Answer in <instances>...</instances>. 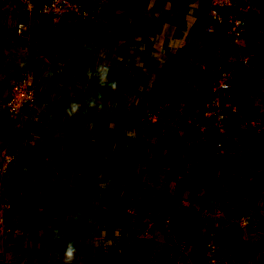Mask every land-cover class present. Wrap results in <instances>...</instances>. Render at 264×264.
Here are the masks:
<instances>
[{"label":"rangeland","instance_id":"obj_1","mask_svg":"<svg viewBox=\"0 0 264 264\" xmlns=\"http://www.w3.org/2000/svg\"><path fill=\"white\" fill-rule=\"evenodd\" d=\"M186 3L158 0L157 10L172 7L168 18L162 16L164 22L151 35L137 36L142 41L135 46L127 29L103 40L100 29L93 30V18L68 19L62 30L51 24L45 35L35 36L34 64L20 49L22 41L15 44L17 50L9 41L5 45L16 66L7 74L16 76L38 65L37 87L43 97L47 91H72L67 97L78 100L61 104L56 98L58 108L46 109L45 103L43 115L31 125L26 119L15 122L31 128L33 135L24 153L14 149L10 171L0 177V202L12 203L6 213L12 231L5 241L0 236V264L16 259L22 264H63L69 241L77 249L73 264H212L206 254L218 237L226 241H217L215 253L227 264H249V243L244 241H249L250 215L243 203L249 201L253 142H259L253 154H264V57L251 50L249 26L238 37L212 36L192 43L191 52L178 46L176 36H186L185 20L195 17V12L180 10ZM1 7L14 27L26 15L21 0H0ZM197 12L204 16L201 8ZM254 12L264 14L259 4ZM263 37L256 45L264 46ZM103 42L107 46L102 50L113 51L118 61L112 71L107 57L101 58ZM125 43L130 44L126 50ZM208 44L217 55L206 62L195 53L201 55ZM221 72L223 83L231 84L217 91ZM218 93L229 103L224 132L201 133L198 121L205 102ZM38 102L22 117L41 111ZM216 142L222 145L219 154H214ZM30 163L36 173H30ZM222 176L223 183L238 187L239 194L229 202L225 189L214 195V185H209ZM57 229L54 244L59 249L53 252L49 246ZM135 237L151 240L142 247L141 261L131 256ZM229 243L232 253L225 248Z\"/></svg>","mask_w":264,"mask_h":264},{"label":"crops","instance_id":"obj_2","mask_svg":"<svg viewBox=\"0 0 264 264\" xmlns=\"http://www.w3.org/2000/svg\"><path fill=\"white\" fill-rule=\"evenodd\" d=\"M82 1L89 4L90 7L96 8L95 10H97L96 11L97 15L93 17L91 21L93 23L91 25L93 26V30L95 31H97V29H100V31L104 34L103 40L105 41L106 39L110 40L111 37H113V35L122 33L127 29L129 32L128 40L131 41V39H133L134 46L138 43V41L139 43L142 41V40H139L142 38L137 37V36H140L141 33H144V35H151L152 33H154L155 31L154 29L158 28L161 25V23L164 22L162 19V16L164 17V19H167L168 14L166 12L168 10L171 11L172 9L171 7L169 9L165 8V11L157 10V7H160L158 5V0H145V3H142V1L144 0H82ZM257 4L261 5V8L263 9V13H264V0H255L253 3V7L250 11L251 16H250V21H249V44L252 45V46L250 45L251 50L255 51V55H260L261 57H264V46L256 45L260 41L259 36L264 34V14L261 17H258V15H254V14H257L256 12H254V6ZM205 6H206V0H194V2L193 0H187V3L182 5V7L180 8V10L185 13L195 12V17L193 16L192 20L190 18L188 19V21L185 20L186 36L185 35L182 37L176 36V43H179L177 45L178 46L180 45V47L183 46L184 50L188 49L187 50L188 52H191L190 46L192 43L196 44L197 42L206 41V40H209V38H212V36L208 34H207L208 35L207 37L204 31V22H203L204 16H202L203 14L201 15V13L197 12L198 9L201 8L204 13ZM6 12H7V9H6ZM6 12L1 7L0 14H1L2 20L0 19V26H2L1 24H4L5 26L4 28L3 27L0 28V115L1 116L5 115V118L3 119V117H0V120H3L2 122H5V125H3L0 122V147L4 145H9V146L11 145L13 147V148L11 147L12 150L14 151L15 149L18 155H20L21 153H24L26 151V147L28 146V142L30 140V137L33 135V132H31V128H29L28 130L23 129L19 127V125H17L15 122L20 121V124H21L24 121V119H26V123L31 125L32 122L38 119L37 117L38 114L43 115L44 110L42 109L45 103H47L46 109L50 107L54 109V108H58L57 104L59 103L57 100H55L56 98H60V103L63 104L66 101L70 103H72L73 101L77 102L78 97L76 95L67 97L66 94L68 93L72 94V91H69L68 93H65L64 91H59V92L51 91L50 93V91H47L48 95L43 97V95H41L42 92L39 91V86L37 87V84H36V88H37L36 101L39 99L38 109H40L41 111H37L36 114H32L29 117H20L17 121H15L14 118H12V116L7 113V111L4 108V101L6 100V97H7L8 79L11 77V74H7L6 71L13 70L11 69V67L15 68L16 66L14 65L13 59L11 58L12 54L8 51L7 48H5V45L7 46L8 41H9L10 45H13L17 50L16 45L20 44V41H22L19 47L20 49L24 51L25 56H28L25 58L26 59L28 58L27 60H29V62H32L33 64L35 63L33 57L35 55L37 57L38 54L37 52H34L35 50L34 43L37 44L34 39H32V43L29 46L30 48H27V43L29 42V40H25L24 38L15 35L14 24L11 25L12 23L9 21V14H7ZM164 13H165V16H164ZM3 15H5L7 19L3 20ZM69 19H76V16L71 15ZM40 21L38 20V17L32 15L31 23H32L33 28H35L34 38L35 36L36 37L40 36L37 32L38 28L43 25V23L40 24ZM50 22L53 25L57 26L59 30L64 29L67 23V22H63V23L58 24L52 21ZM87 22H90V21L87 20ZM44 32H45L44 29L40 30L41 34H43ZM115 32H118V33H115ZM131 33H133V37H131ZM61 38H64V36H61ZM150 39L154 40L155 38H150ZM109 40H107V43L109 42ZM262 40L263 42L261 44L264 45V37ZM124 41H126V39ZM100 45H102L101 53H100L101 58L107 57V60H109L110 62V67L113 69L115 64L118 63L117 59L116 58L114 59V55H113L114 52L109 50L107 53H105L107 50L103 49L105 50L104 52L102 48L106 47L107 44L103 42ZM124 46L126 50V47L130 46V44L125 43ZM213 46H214L213 44H208L206 46H203L204 48L201 49V55H199V53L196 52L195 56L199 57L202 60L207 59L206 62H209L210 60L209 58H212L214 52L217 55V52L215 51ZM224 49L225 48H223L221 52H223ZM8 58H11V59L8 61ZM26 59L23 60L22 62L24 63ZM206 62L205 64H207ZM121 63L122 62H120V64ZM200 63L202 64V66H204V61L203 62L200 61ZM17 68H19V66ZM38 70H39V67L38 65H36V68L33 70L34 75L35 73H37ZM262 70H264V68ZM252 71L255 73L258 72V71H255V69H252ZM263 72H262V75H263ZM35 83H37V75H35ZM120 91L124 92L123 90H120ZM53 92H54V95H53ZM69 115H71V113H69ZM54 116L58 117V114H55ZM61 117L62 119H64L67 117V115L64 112H62ZM4 126L6 127L5 132L3 130ZM84 131H87V130L85 129ZM260 135H264V133ZM258 144L259 142L258 143L253 142L252 149L249 148V201H246L243 203L245 208L247 205H249V210L247 211L246 214L250 215L249 228H248L249 241L248 240L244 241L245 244L249 243V250L247 254V257L249 258V264H264V154L257 153V152L256 154H253L254 149H257ZM137 164L138 163H135V167L137 166ZM122 165L124 168L125 164H122ZM149 166L151 167L152 165H149ZM29 167L32 170L30 173H36V171H34L36 170L35 169L36 167H34L32 163L29 164ZM148 168L149 167L147 165L144 166V169H148ZM218 169H221L220 164H216L214 167V170H218ZM148 172H150V170H148ZM220 172L221 171H219V173ZM26 174H29V173H25V175ZM124 174L125 173H123V175ZM120 175L121 173H117V174L115 173L116 177H119ZM223 178L224 176H222L221 179H219L218 181L219 183L214 178V181L212 183H209V185L211 184L214 185V191H215L214 195H216L217 190L219 188L225 189V192L229 194L228 196L226 194V196L228 197L227 201L229 202L232 199H235V197L239 194L238 187H235L233 183H228V184L223 183L222 182ZM29 180L31 181V179ZM201 183L206 184L205 180H203ZM8 212H9V209H7V213ZM230 243L225 248H226V251H229L230 253H232L233 250L231 252ZM49 248L51 249V251L54 252L55 249L51 248V245L49 246ZM57 248L59 249V247ZM16 260L17 261H15L14 264H19V263L22 264L21 263L22 261L20 259H16ZM51 264H53V262Z\"/></svg>","mask_w":264,"mask_h":264},{"label":"built area","instance_id":"obj_3","mask_svg":"<svg viewBox=\"0 0 264 264\" xmlns=\"http://www.w3.org/2000/svg\"><path fill=\"white\" fill-rule=\"evenodd\" d=\"M255 0H206L204 11L205 32L212 36L222 37L224 35L238 37L243 34L249 26L250 13ZM26 10H36L39 14H47L55 21H65L69 16H91L90 9L79 0H48L39 4L33 3L31 0H24ZM17 35L32 39L33 31L24 19H19L15 25ZM37 43V42H36ZM31 44V43H30ZM34 43V48H37ZM28 68V67H27ZM21 71L16 76L8 79V92L4 101V108L10 114L16 115L26 106L32 107L36 98L35 75L33 71L28 69ZM224 73L221 72L218 77L217 91L230 87V84L223 83ZM228 100L220 97L219 93L216 97L205 102L202 118L198 121L199 131L201 133L221 134L226 126V114L224 107H228ZM221 143L216 142L214 154L222 152ZM15 159V154L10 147H0V177L6 175L10 171V167ZM9 204L0 202V236L2 241L12 231L10 226L6 224L7 218L5 211ZM215 208L220 209V203L215 204ZM245 217L244 222H247ZM170 216L165 220V226H168ZM217 241L222 243L226 238L218 237L214 243L209 245L207 258L212 264H227L223 259L224 256L217 255Z\"/></svg>","mask_w":264,"mask_h":264},{"label":"trees","instance_id":"obj_4","mask_svg":"<svg viewBox=\"0 0 264 264\" xmlns=\"http://www.w3.org/2000/svg\"><path fill=\"white\" fill-rule=\"evenodd\" d=\"M45 1H48V0H43V2H45ZM32 2H36L35 0H32ZM47 18V19H46ZM43 17V16H41V17H38V20L40 21V20H42V21H40V24L41 23H43V25L41 26V27H39L38 28V34L39 35H41V33H40V30H45V32L44 33H46L47 32V29H48V26H50L52 23L50 22V19H49V17ZM46 20V21H45ZM39 24V25H40ZM53 25V24H52ZM35 29V28H34ZM42 32V31H41ZM43 33V34H44ZM45 35V34H44ZM43 35V36H44ZM109 70L110 71H112V68L110 67L109 68ZM39 74V72L37 71V73H35V75H38ZM194 81H195V83H197V84H199V82H198V80L197 79H195L194 78ZM36 84L37 83H35V86H36ZM105 87H106V85H105ZM102 90H103V88H102ZM99 92H101V91H99ZM36 99H37V88H36V98H35V102L34 103H36ZM27 108H31V107H29V106H26L24 109H22L18 114H16V115H13V114H10L8 111H7V113L9 114V115H11L12 116V118H14V120L15 121H17L20 117H22L23 115H21V113L23 112V111H25ZM202 116V115H201ZM199 119H201V118H199ZM97 161H101L100 159H98ZM84 176H87L88 175V172L87 171H84ZM15 201H13V203H14ZM8 204H10L9 205V207H8V209H9V212L11 211V205H12V203H11V201L8 203ZM9 212H8V214H9ZM7 213V209H6V211H5V214ZM6 223H9L8 222V220L6 221ZM54 236V235H53ZM55 240H57L56 238H52V240H51V242H53L52 244H51V248H54L55 250H57L56 248V246H55V244H54V242H55ZM150 239L149 238H142V237H135V238H133L132 240H131V242H130V245H129V248H130V251H131V256H132V258L133 259H136V260H139V261H141V260H143L144 259V253L142 252V247H143V245L145 244V243H147V244H149L150 243Z\"/></svg>","mask_w":264,"mask_h":264},{"label":"clouds","instance_id":"obj_5","mask_svg":"<svg viewBox=\"0 0 264 264\" xmlns=\"http://www.w3.org/2000/svg\"><path fill=\"white\" fill-rule=\"evenodd\" d=\"M32 1V0H31ZM79 1H81V2H83L89 9H90V11L92 12V14H91V16H87V17H82V16H76V18H87L86 20H88V18H93L95 15H93V7H90V5L89 4H87V3H85L84 1H82V0H79ZM41 2H43V0L41 1H36V2H33V3H35V4H39V3H41ZM21 3H22V6H23V10H24V12H26V15L22 18V19H24L25 21H26V23H27V25L29 26V27H31V29H32V31H33V35H32V39L34 38V28H33V26H32V23H31V17H32V15H34V16H36V17H41V16H43V17H49V19H50V21H52V22H55V23H63V22H67L68 21V19H69V17L65 20V21H55V20H53L52 19V17L50 16V15H47V14H39L36 10H34V9H32L31 11H28V10H26V4L24 3V0H21ZM204 11H205V9H204ZM90 20V19H89ZM18 21V20H17ZM17 23V22H16ZM16 25V24H15ZM204 26H205V21H204ZM205 31V30H204ZM14 32H15V27H14ZM206 33V32H205ZM15 34H16V32H15ZM17 35V34H16ZM17 36H19V35H17ZM212 36V35H211ZM21 37V36H20ZM22 38H24V37H22ZM25 40H28V38H24ZM32 39H30L29 41L30 42H28V44L30 45V43H32ZM77 107V105H75V104H73L72 105V108L73 109H75ZM4 146H6V145H4ZM8 147H10L9 145H7ZM11 148V147H10ZM11 150H12V148H11ZM13 151V150H12ZM13 153H14V151H13ZM15 154V153H14ZM16 156V155H15ZM56 233H58V229L57 230H54V238H57V236H56ZM76 251H77V249H76V247H75V245H74V243L73 242H71V241H69L68 243H67V247L65 248V251H64V259H63V264H73V261L75 260V258H76Z\"/></svg>","mask_w":264,"mask_h":264}]
</instances>
